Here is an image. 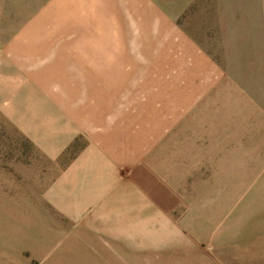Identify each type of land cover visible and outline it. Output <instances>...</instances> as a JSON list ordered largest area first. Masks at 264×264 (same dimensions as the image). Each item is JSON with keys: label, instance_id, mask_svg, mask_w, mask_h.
Listing matches in <instances>:
<instances>
[{"label": "crops", "instance_id": "1", "mask_svg": "<svg viewBox=\"0 0 264 264\" xmlns=\"http://www.w3.org/2000/svg\"><path fill=\"white\" fill-rule=\"evenodd\" d=\"M103 5L120 43L97 52L115 53L112 59H91L74 45H0V118L50 166L60 165L51 179L33 180L34 168L10 159L11 170L0 157V213L19 214L18 241L0 237V250L67 264H248L263 226L233 205L220 221L210 206L184 209L183 190L167 182L164 137L174 118H162L179 96L164 95L165 80L151 75L183 69L202 50L152 0ZM155 98L163 111L148 104ZM83 137L85 145L62 165ZM31 211L39 215L29 222Z\"/></svg>", "mask_w": 264, "mask_h": 264}, {"label": "rangeland", "instance_id": "2", "mask_svg": "<svg viewBox=\"0 0 264 264\" xmlns=\"http://www.w3.org/2000/svg\"><path fill=\"white\" fill-rule=\"evenodd\" d=\"M152 1L175 17L202 50L201 58L189 59L183 69L171 67L165 76L156 69L151 75L154 81L165 80L164 95H178L180 101L171 99V114L162 118H174L164 137L170 147L164 149L168 153L164 162L170 164L167 182L170 189L183 190L179 199L184 209L207 205L217 211L211 214L220 221L233 205L245 220L263 226L259 253L253 254V249L247 263L264 264V0ZM107 7L103 0H0V45H74L91 59H112L115 53L97 52L98 46L113 48L120 43L113 35V25L107 22ZM110 47L107 50H112ZM41 55L42 66L49 65L46 53ZM178 87L182 91L177 94L173 89ZM148 104L165 108L156 98ZM85 141L84 137L77 140L61 164L67 163ZM0 157L9 159L5 167L11 170L16 165L10 159L34 168L35 173L28 177L33 180H49L60 169V165L50 166L3 118ZM3 215L0 213V237L4 242L18 241L19 214ZM25 215L30 222L39 213ZM13 252L17 253L10 251V256L0 250V264L68 263L33 260L25 255L23 261Z\"/></svg>", "mask_w": 264, "mask_h": 264}]
</instances>
